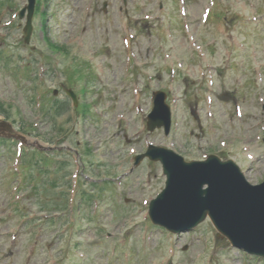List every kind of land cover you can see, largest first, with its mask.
<instances>
[{"label":"rangeland","instance_id":"374dc122","mask_svg":"<svg viewBox=\"0 0 264 264\" xmlns=\"http://www.w3.org/2000/svg\"><path fill=\"white\" fill-rule=\"evenodd\" d=\"M105 1L108 2V0H48L53 6L44 7L48 15L47 26L43 25L42 28L44 34L56 44L67 45L68 48L74 45V40L79 37L81 39L79 42L83 41L84 48L74 47L69 50L70 54H75L79 58L86 56L87 59L90 56L95 60V65L102 76L100 85H102L104 96L89 93L87 96L89 101L92 98L95 100L96 97L99 99L97 104L104 109V114L101 113L99 116L90 109V114L76 116L72 115L75 113L70 109L66 124L67 135L61 143L65 147L77 144L88 147L94 155L92 161L88 160L85 165V171L89 176H84V180L89 182L91 176L100 175L99 163L107 165L109 172L122 171L128 164L124 157L127 148L128 152L132 146L142 148L147 140L178 149L189 159L201 157L213 147L224 156L227 154L236 156L237 148L228 147L237 146L235 144L237 140L234 139L240 135H243L245 140L252 141L251 144L246 141L244 154L254 150L258 155L253 168L249 170L250 172L248 171L250 180L264 178V144L260 140L255 141V137H260V133L264 131L262 129L264 127V10L259 15L253 13V10L264 5V0H214L213 4L211 0H190L184 6L186 13L182 19L177 16L178 11L170 7L175 5L176 0H128L126 12L123 11L125 7L123 10L119 9L122 0H109L110 4H107L104 11ZM152 1H154L152 7L140 9L142 3H152ZM158 1L165 3L163 9L157 7ZM13 3L15 6H22L24 1L13 0ZM206 7L210 11L221 10L226 15H230L233 9L245 10V12L244 17L237 18L235 22L213 19L203 21ZM8 14L6 13L4 16L6 19L0 22V34L8 35L1 44L10 45L4 51L8 54L11 51L19 55L30 54V48L22 44L21 30L9 24V21L16 20H13L14 15ZM145 15H148L155 24L154 31L166 19V24H169L168 16H170L171 38L158 39L154 35L155 32L151 37L147 36L151 28ZM138 23L143 24L142 33L137 30ZM81 24L87 26L85 33H81L78 29ZM165 27L166 25L163 29ZM34 33L36 37L33 43L36 44V48L31 55L32 59L36 60L37 57L40 59V55L51 56L48 62L49 71H52L53 66L59 67V72H55L52 78H50L51 72L45 74L42 86L49 90V87L55 85L57 79L65 81V65L70 60H67L66 53L53 50L48 45L40 29L37 28ZM125 35L127 40H124ZM15 42H22L18 44L19 48L13 46ZM2 48L3 46L0 50ZM92 50L97 51L90 55L88 52ZM196 50L202 55L200 54L196 59H190ZM185 52L189 53V57H182ZM164 53L174 57L176 62L181 60L180 63L185 67L178 79H175L174 75L167 77L169 71H164V74L160 76L161 79L156 78V63ZM129 54H131L130 60ZM18 60L19 58L17 60L12 58L8 63H0V101L4 105L7 102L10 103L15 111H19L14 113L18 120L19 116H26L24 121L30 123L37 134H42V136L26 139L28 143L34 145L38 144L36 139L44 137L47 131H53L54 119L47 112L44 116L48 101L43 102L42 108L32 103V92L29 88L34 86V82L25 86L24 80L21 82L16 80L19 78L18 73L21 72L17 69ZM37 64L33 63L36 67ZM130 78L135 80L131 83L126 82ZM89 79L91 78L84 76L81 82V97L86 91ZM202 79L208 87L201 83ZM173 81L175 83L171 86L166 84ZM35 82L37 83V80ZM96 82L93 90L98 87V81ZM63 83L65 85V82ZM75 86L80 87L77 83ZM160 86L169 90L170 94L165 90L167 102L169 96L175 97L174 100L170 99V105L174 116L178 118V123L169 135H165L161 129H158L152 131L148 137L145 127L140 126L141 121L134 117L136 103L144 110L150 109L152 98L149 88H160ZM195 94L202 97L198 109ZM46 95H49V92ZM59 95L62 98L63 93ZM243 95H245L244 98ZM87 104L92 103L90 101ZM193 107L198 113H203V119L197 117V112H191ZM121 115L124 119L119 121L118 118ZM66 116L67 112L59 118L65 119ZM211 116L213 117L209 118ZM74 117H76V123L73 120ZM233 140L234 144H232ZM222 141L226 145H222ZM41 144L45 145L43 142ZM95 150L98 152L95 153ZM54 153L52 156H55L57 151ZM59 155L64 156L63 153ZM66 155L68 161L73 164L70 153ZM3 168L4 159L0 156V264H42L44 263L42 260H45L48 254L46 250L48 241L51 247L57 250L56 255L63 256L65 264H75V262L80 264L82 259L77 255L81 253L85 257L84 264H171L174 262L176 253L173 242L169 239L171 235L167 232L164 237L165 229L156 228L149 219L144 218L140 222L142 212H139L138 205L144 203L150 196H154L163 186V177L161 174L158 175L159 169L156 163L151 168L152 176L148 179L149 183L145 182L146 185L143 183L142 175L144 170L148 169L147 165L137 168L128 184L123 186L122 179L119 184L114 180L120 177L117 173L97 178L98 181L100 180L97 182L98 186L108 189L109 197H105L106 209L101 215L104 216L102 221L110 227L99 228V222L91 216L90 204L82 202L83 211L74 209L70 213L71 224L62 227L60 225L64 221L62 218L47 221L46 223L51 225L44 227L39 233L38 227L34 229L31 223L25 224L24 228L18 230L15 238H12L11 231L18 229L21 218L14 213V204L18 201L15 209L26 212L30 221L44 214L38 210L41 208L38 203L46 202L49 205L50 202L47 200L50 195L40 199L38 193L25 194L24 191L29 186L18 187L15 190L16 194L11 195L9 189L15 182V178L10 176L11 180H9L8 173L11 170ZM67 168L62 165L57 169L58 172H53L52 175L56 178L64 176L66 172L69 173ZM66 180L65 175L64 184ZM112 184L124 187L120 188V197L116 199L114 189L108 187ZM86 186L88 187L89 183H86ZM55 190L56 188L53 189L54 192ZM61 190L64 189L61 188ZM129 213L134 214L131 225V220L125 218ZM78 214L80 218L77 219ZM86 216L89 220L91 218L89 226L85 225ZM198 227L208 235V241L215 245L208 250L205 242L201 241L196 247L198 240L194 239L192 234L180 233L175 244L176 251L179 253L177 264H200L201 257L206 260L205 264H264V260L259 262L257 261L259 259L254 256H250L249 259L239 250L229 248L224 238L217 237V240L212 241L208 223H202ZM74 228L81 229L83 235H72ZM121 233L126 236L120 237ZM35 239L38 241V252L35 256L28 258L29 247ZM124 244L128 247L127 250ZM181 247H186L185 252L180 250ZM193 247L196 249H193L192 253ZM220 248L224 253L220 254L222 259L219 261L217 257Z\"/></svg>","mask_w":264,"mask_h":264},{"label":"water","instance_id":"95a60500","mask_svg":"<svg viewBox=\"0 0 264 264\" xmlns=\"http://www.w3.org/2000/svg\"><path fill=\"white\" fill-rule=\"evenodd\" d=\"M211 163H205L203 165H197L199 167H208ZM171 170L173 171L172 163H170ZM184 175L179 176L177 174L172 175V184L167 190V194L154 200L153 208L150 212L154 221H159L168 226L179 225L178 222L185 219L186 225L195 222L204 216L205 212H210L214 217L215 223L218 227L225 232L236 243H242L246 248L255 251H263L264 248V194H260L254 201L255 214L247 213L244 209L237 210L235 207L238 205L237 200H233L231 205L225 207H218L213 204L195 205L192 206L186 213L183 212V208L188 207L189 191L193 188V194L197 195L201 192L199 185L202 184L206 178L212 180V186L210 190L218 184V178L213 174L199 175L196 173V168H192L189 165L183 164ZM192 168V169H191ZM231 170L227 171L226 177L229 178ZM191 179V180H190ZM226 184L233 190L238 188L239 194L248 193L251 188L246 185H237L232 181H226ZM206 192V191H205ZM188 196H187V195ZM189 201V200H188ZM175 204V205H174ZM181 212L179 214L178 212ZM167 212V214H165ZM252 219L259 222L256 230L250 229L252 225ZM194 220V221H192ZM257 225V224H256ZM249 237L248 243L242 242Z\"/></svg>","mask_w":264,"mask_h":264}]
</instances>
